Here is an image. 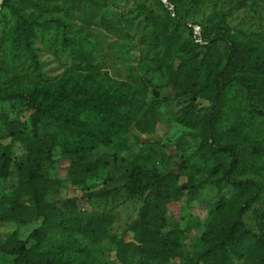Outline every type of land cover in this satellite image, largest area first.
<instances>
[{
  "label": "rangeland",
  "instance_id": "obj_1",
  "mask_svg": "<svg viewBox=\"0 0 264 264\" xmlns=\"http://www.w3.org/2000/svg\"><path fill=\"white\" fill-rule=\"evenodd\" d=\"M49 1L55 8L42 7L34 0L0 3V194L7 197L0 212V264H11L13 242L27 239L42 224V218L32 213L34 205L28 196L19 194L17 201L12 200L29 168L28 151L14 133L18 129L28 135L35 107L31 99L12 95L35 90L46 93L51 101L64 89L78 87V80L90 85L78 97L105 102L133 98L138 107L137 118L153 114L160 123L155 130L142 131L133 120L127 128L114 131L110 142L95 148L90 155L92 160L103 157L107 162L84 180H72L75 174L70 173V161L60 152L55 163L45 165L44 175L60 181L52 184L45 195L48 215L63 216L68 225L69 213L99 211L111 215L112 222L99 243H91L80 232L72 231L61 249L44 258L43 263L195 264L204 248V235L219 217L213 207L224 191L215 179L224 170L212 174L208 168L196 171L201 152L212 140L202 128L188 121L206 120L224 107L230 113L223 116L229 128H221L219 142L233 145L243 159L234 178L254 179L262 187L260 199L244 216L246 226L258 232L259 214L264 212V176L257 170L259 162H250L248 157L256 147H264V116L260 114L264 112V72L232 70L220 84L237 77L250 86L253 98L242 83L234 81L217 101L219 68L197 67L205 45L213 49L215 60H221L229 53L228 40L243 48L242 54L249 55L250 63L264 67V40L252 35L264 31V0H101L94 8L89 7L87 0ZM22 17L37 23L31 26L29 44L39 66L25 56ZM52 20L58 24L50 23ZM160 21L167 25L168 34L184 46L186 55L194 57L191 63L174 56L162 68L151 59L153 52L148 51V46L152 36L146 34V27L152 24L159 29ZM63 35L79 43L87 57L82 58L66 45ZM217 37L227 40L210 42ZM193 81L196 91L191 87ZM192 95L196 96L195 102ZM80 117L91 120L90 112H83ZM51 129L60 133L55 125ZM133 162L148 171L178 172L182 182L191 175L202 183L195 200L189 201L185 194L169 207L164 230L180 231L182 235L180 247L167 262L142 257L129 244L138 237L134 223L143 197H131L122 188L110 198H82L87 191L122 186ZM249 195H242L225 213L232 214ZM233 264H264V242H249L248 250L236 256Z\"/></svg>",
  "mask_w": 264,
  "mask_h": 264
},
{
  "label": "trees",
  "instance_id": "obj_2",
  "mask_svg": "<svg viewBox=\"0 0 264 264\" xmlns=\"http://www.w3.org/2000/svg\"><path fill=\"white\" fill-rule=\"evenodd\" d=\"M162 3V0H158ZM36 4L42 7L55 6L50 4L49 0H34ZM90 8H94L101 3V0H87ZM164 4V3H163ZM166 7V4H164ZM22 46L25 56L31 59L35 65V51L30 46V37L32 27L37 25L35 21L22 17ZM58 24L57 20L50 23ZM161 28H155L152 24L147 25L146 34L152 36L149 41L148 51H152L151 59L156 61L160 67L169 64L170 57L181 58L183 63H191L194 57L185 53L184 46L168 34L167 25L163 26L158 22ZM255 38L264 40V31L258 34H252ZM218 40L227 39L217 37L211 39L214 43ZM62 41L72 47L82 58L86 54L75 40L63 35ZM229 42V53L221 60L214 59L213 49L205 45L199 67L209 69L219 68L216 75L217 93L215 99L220 101L224 90L234 81H239L237 77H231L220 84L221 79L228 75L232 70L245 69L246 71L257 72L260 69L264 72V67L258 63H250L249 55H243V48L235 42ZM188 45V43H187ZM163 47L160 51L158 48ZM194 48V45H191ZM245 51V49H244ZM247 51V50H246ZM195 55V57H197ZM87 62V60H85ZM87 64V63H86ZM78 87H70L61 91L51 101L41 91H32L29 94L18 92L13 97H27L34 102V112L30 117V128L26 134L17 131L14 133L22 142L28 151L29 168L26 173V179L21 181V185L13 193L12 200L17 201L18 195L24 194L29 197L36 218H42V224L35 228L29 237L25 240L16 239L11 248V264H46L44 258L58 252L63 242L72 231L80 232L91 243H99L105 237L107 230L112 222L111 215L99 211H80L79 213L67 214L70 224L67 225L65 217L50 216L45 210V195L52 184H57L59 180H51L44 175L45 165L54 162L57 153L66 156L70 161V173L75 174L72 180H84L88 176H93L97 169H100L105 158L92 160L90 155L92 151L102 144H108L116 130L127 128L129 123L134 120L138 129L155 130L160 121L151 114L144 119L137 118L138 107L133 98L117 99L110 102L100 101L94 97H78V93L88 91L90 85L84 80H78ZM192 83L193 91H196ZM248 95L253 98V91L246 83H242ZM192 101H196V96L192 95ZM90 112L91 120H82L80 114ZM228 113L225 107L215 113H211L206 120L188 121L193 126L204 130L211 143L201 152L196 171L201 172L204 168L211 170V174L224 172L215 179V183L224 191L223 197L217 202L213 211L219 216L212 227L204 235V248L198 256L195 264H233V259L245 253L249 248V242H264V212L259 214L258 229L256 232L246 226L244 216L258 202L261 197L262 187L254 179H235L234 176L239 171V165L243 164L241 154L233 145L224 146L219 142L222 136L221 128L228 127L224 123L223 116ZM261 116L264 112L260 111ZM147 116V114H145ZM60 128V133L52 131V126ZM234 128H231L233 131ZM9 152L12 151L8 147ZM250 162L258 161V172L264 176V147H256L248 157ZM2 167H0L1 171ZM182 182L181 175L178 172H161L157 169L145 170L139 163L133 162L129 173L126 176V182L122 186L113 188H104L83 193L82 198L90 201L102 200L116 196L122 188L131 197H143V205L140 209L138 220L134 223V229L137 231V239L129 244L133 245L139 254L148 258L159 259L167 262L175 254V250L180 247L182 233L180 231H165L167 225L166 215L169 212L170 205L179 202L186 194L189 201L198 197L199 187L202 183H197L191 175ZM186 192V193H185ZM247 192L250 195L242 201L235 211L229 216L227 212L231 204L238 201L242 195ZM6 195L0 194V212L2 203ZM214 212V213H215ZM122 245L125 243L121 241Z\"/></svg>",
  "mask_w": 264,
  "mask_h": 264
},
{
  "label": "water",
  "instance_id": "obj_3",
  "mask_svg": "<svg viewBox=\"0 0 264 264\" xmlns=\"http://www.w3.org/2000/svg\"><path fill=\"white\" fill-rule=\"evenodd\" d=\"M3 2V0H0V3H2Z\"/></svg>",
  "mask_w": 264,
  "mask_h": 264
}]
</instances>
